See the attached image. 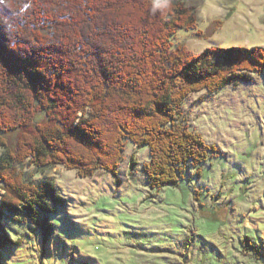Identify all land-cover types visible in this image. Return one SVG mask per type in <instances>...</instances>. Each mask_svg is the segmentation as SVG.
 I'll use <instances>...</instances> for the list:
<instances>
[{
	"label": "trees",
	"instance_id": "obj_1",
	"mask_svg": "<svg viewBox=\"0 0 264 264\" xmlns=\"http://www.w3.org/2000/svg\"><path fill=\"white\" fill-rule=\"evenodd\" d=\"M197 24L185 0H0V264L3 249L19 244L6 217L21 215L48 235L52 224L41 216L64 204L17 164L81 178L105 170L120 184L131 141L149 147L151 188L178 185L188 165L201 176L218 149L179 121L183 102L262 74L264 48L173 50L177 32Z\"/></svg>",
	"mask_w": 264,
	"mask_h": 264
},
{
	"label": "rangeland",
	"instance_id": "obj_2",
	"mask_svg": "<svg viewBox=\"0 0 264 264\" xmlns=\"http://www.w3.org/2000/svg\"><path fill=\"white\" fill-rule=\"evenodd\" d=\"M185 2L198 24L177 32L173 50L264 48V0ZM44 120L38 113L36 122ZM179 121L218 152L201 176L188 165L176 186L151 188L149 147L131 141L120 184L105 170L81 178L65 167L17 164L26 181L53 185L64 204L41 216L52 224L48 235L21 215L6 217L1 223L19 244L3 249L1 264H264V72L215 93H193ZM10 140L13 147L18 137Z\"/></svg>",
	"mask_w": 264,
	"mask_h": 264
},
{
	"label": "crops",
	"instance_id": "obj_3",
	"mask_svg": "<svg viewBox=\"0 0 264 264\" xmlns=\"http://www.w3.org/2000/svg\"><path fill=\"white\" fill-rule=\"evenodd\" d=\"M262 250H263V252H264V248H263ZM262 250H261V251H262Z\"/></svg>",
	"mask_w": 264,
	"mask_h": 264
},
{
	"label": "clouds",
	"instance_id": "obj_4",
	"mask_svg": "<svg viewBox=\"0 0 264 264\" xmlns=\"http://www.w3.org/2000/svg\"><path fill=\"white\" fill-rule=\"evenodd\" d=\"M157 7H159V5H157Z\"/></svg>",
	"mask_w": 264,
	"mask_h": 264
}]
</instances>
